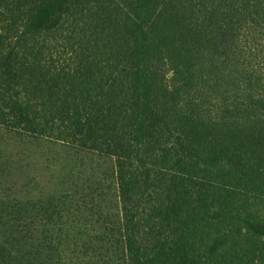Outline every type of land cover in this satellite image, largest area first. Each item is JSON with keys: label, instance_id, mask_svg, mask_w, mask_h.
Returning <instances> with one entry per match:
<instances>
[{"label": "trees", "instance_id": "obj_1", "mask_svg": "<svg viewBox=\"0 0 264 264\" xmlns=\"http://www.w3.org/2000/svg\"><path fill=\"white\" fill-rule=\"evenodd\" d=\"M0 264H264V0H0Z\"/></svg>", "mask_w": 264, "mask_h": 264}]
</instances>
